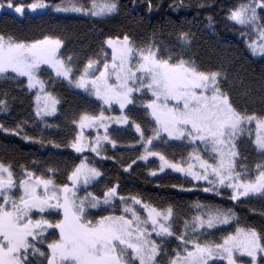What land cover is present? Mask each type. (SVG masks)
Listing matches in <instances>:
<instances>
[{"label":"snow or ice","instance_id":"snow-or-ice-1","mask_svg":"<svg viewBox=\"0 0 264 264\" xmlns=\"http://www.w3.org/2000/svg\"><path fill=\"white\" fill-rule=\"evenodd\" d=\"M5 7L20 15L25 12V5L14 4L12 0L0 3V9ZM47 7L44 0L27 5L32 11ZM118 9L117 0H91L87 8L76 3L55 6L56 11L98 17L112 15ZM261 12H264V0H242L229 11L228 19L251 29L255 39L250 37L248 47L253 54L264 55ZM181 39L183 45L191 44L188 33H182ZM63 43L53 36L27 42L0 34V78H27V87L37 89L38 117L54 115L59 103L46 92L39 77L41 65L50 66L58 78L84 89L108 107L115 103L123 110L134 104V94L151 93L144 107L156 125L152 134L145 136L141 125L133 122L144 148L140 159L158 156L159 171L171 168L196 181H206L210 187L204 188L205 192L217 190L219 194L220 187H227L232 191L233 201L256 195L264 197V163L257 164L255 174H251L239 165L237 147L242 137L251 138L254 131L252 143L264 155V113H248L234 104L222 87L221 82L226 80L222 70H202L180 54L165 58L155 43L138 46L129 35L123 34L110 36L104 42L111 50L110 58L108 53L101 52L102 59H88L79 75L74 76L72 58L59 55ZM10 73L14 76L10 77ZM0 111H7L5 100H0ZM109 121L128 124L129 117L105 116L104 111L98 115L83 113L75 121L79 131L70 147L81 154L90 150L96 156L101 154L102 142L115 147L116 141L107 134ZM100 127L104 128L103 136L91 140L84 135L86 128ZM0 129L9 131L2 124ZM13 131L20 135V131ZM161 133L193 145L187 162H171L162 153L152 151L153 141L160 139ZM24 139L32 138L24 136ZM197 146H202L203 154ZM21 171L22 176L17 179L12 166L0 162V264H33L30 256L41 258L42 264H210L213 261L237 264L238 255L250 257V264H257L258 258L264 262V243L255 228L236 227L219 242L201 239L210 230L236 220L232 209L196 204L199 214L185 221L183 230L177 234L172 206L160 209L137 195H120L118 184L107 187L101 195L87 191L102 175L88 163L87 157L68 175V183L57 184L52 169H48L47 176L37 175L24 166ZM151 175L155 176L156 172ZM82 188L84 194L80 195ZM117 202L122 206L120 215L90 218L91 210L114 212ZM50 216L60 218L49 219ZM173 238L178 246L169 253L167 242Z\"/></svg>","mask_w":264,"mask_h":264},{"label":"trees","instance_id":"trees-1","mask_svg":"<svg viewBox=\"0 0 264 264\" xmlns=\"http://www.w3.org/2000/svg\"><path fill=\"white\" fill-rule=\"evenodd\" d=\"M12 2L30 4L34 0ZM44 2L52 7L43 14L27 15L21 19L4 12L0 17V34L27 42L44 36L59 37L64 41L62 57L72 58V67L76 70L74 76L79 75L88 59H102L101 52L109 54L104 43L108 37L127 34L138 46L155 43L165 58L180 54L193 60L202 70H222L226 74L222 87L234 104L248 113H264V56H254L248 47L250 37L254 38L253 32L228 19L229 11L242 0H117L118 11L103 17L65 15L53 11L55 6L65 7L70 3L87 8L91 0ZM0 3H7V0H0ZM182 33L189 34L190 45H183ZM39 76L58 98L59 110L53 118L36 115L35 93L27 87L25 77L0 78V100L7 103V111H0V124L9 129L8 132L0 129V162L10 164L17 179L22 176L21 166H24L37 175L45 176L49 175L48 169H52L57 184L68 183V175L87 157L102 173L98 182L88 186L87 191L101 195L107 187L118 184L120 195H137L160 209L172 206L177 234L183 230L185 221H191L199 214L196 204L232 209L237 219L227 228H218L217 231L228 229L234 232L236 227H252L261 233L264 243V197L256 195L233 201L232 192L227 187H222L217 194L203 191L201 184L198 189H192L194 183L190 179L171 171L151 175L152 168H158L157 160L139 158L144 154V148L133 122L141 125L145 136L151 135L156 125L137 100L127 110L128 126L109 130L111 140L116 141L115 147L106 144L102 157L93 152H75L70 147L78 133L75 121L83 113L98 115L105 106L92 95L78 91L66 80L58 78L49 68L42 67ZM13 130L20 131V135H15ZM24 136L32 139L26 140ZM254 137L253 131L251 138L242 137L238 141L242 162L253 175L255 166L264 163V155L252 143ZM151 147L152 151L174 161L186 158L191 148L184 141H171L162 135L153 141ZM242 162L238 163L241 165ZM129 164L131 168H128ZM121 208L117 202L114 212L112 209L91 210L90 218L121 214ZM221 237L218 232L209 231L201 239L219 242ZM177 246L178 241L174 238L167 242L169 253ZM29 259L33 264H42L39 257L30 256ZM250 261L248 257L237 256L238 263L249 264ZM211 264L226 262L214 261ZM259 264L264 262L259 259Z\"/></svg>","mask_w":264,"mask_h":264},{"label":"rangeland","instance_id":"rangeland-1","mask_svg":"<svg viewBox=\"0 0 264 264\" xmlns=\"http://www.w3.org/2000/svg\"><path fill=\"white\" fill-rule=\"evenodd\" d=\"M46 4H48L49 5V7H47V8H41V9H37L36 11H32L31 9H29V8H27V5H29V4H23V5H25V12H24V14L23 15H20V14H18V13H16L15 11H14V9H12V8H7V7H5V8H3V9H0V17L2 16V14L4 13V12H7V13H12V14H14V15H16L17 17H19V18H21V19H23L24 17H27V15H32V16H34V15H38V14H43V13H46L52 6L50 5V3H48V2H45ZM31 4V3H30ZM61 7H63V6H61ZM53 11L55 12V13H58V14H65V15H78V16H89V15H85V14H83V13H77V12H63V11H56L55 10V7L53 8ZM258 12H259V9H258ZM262 13L263 12H261L260 13V15L262 16ZM90 16H92V15H90ZM251 30V29H250ZM252 31V30H251ZM254 34V33H253ZM253 39H255V35H254V38ZM250 42V41H249ZM106 48H107V50H108V52H109V55L111 54V50H110V48H108L107 47V45H106ZM62 49H63V46L61 47V49H60V52H59V55L61 56V58H63L62 57ZM251 51V50H250ZM251 53H252V51H251ZM253 54V53H252ZM254 56H264V55H259V54H253ZM42 67H46V68H49V69H51L50 68V66H48V65H41V68ZM101 67H102V64H101ZM52 70V69H51ZM53 72H54V70H52ZM55 73V72H54ZM98 74V73H97ZM40 77V76H39ZM26 78V77H25ZM27 79V78H26ZM41 79V78H40ZM46 86V85H45ZM76 88V87H75ZM78 91H81V92H84V93H88V94H90L89 92H87V91H85L84 89H80V88H76ZM32 91H34V93H35V97H36V94H37V89H31ZM46 92H49V93H51L52 94V96L53 97H55L57 100H58V98L52 93V91H49L48 89H47V87H46ZM90 95H92V94H90ZM96 100H98L94 95H92ZM140 97V98H136V97ZM144 97V98H143ZM151 97V93H148V92H144V93H136V94H134V96H133V100H134V104H130V105H128L126 108H124L123 110H121L120 108H119V105L118 104H115V103H113V105L111 106V107H108V106H106V105H103V106H105V110H104V114H105V116H110V117H116V116H120L121 114H124V115H128L127 114V110H128V108L131 106V105H135L136 104V100L137 101H139V103H138V105H140V106H142L143 108H145L144 107V104L147 102V100L149 99ZM99 101V100H98ZM101 102V101H100ZM35 103H36V100H35ZM102 103V102H101ZM58 110H59V103L57 104V111L55 112V114L54 115H49V116H44L43 118H47V117H52L53 118V116H55L57 113H58ZM129 117V116H128ZM129 121H130V119H129ZM129 123V122H128ZM126 126H128V124H118V123H116V122H114V121H109L108 122V130H107V134H108V136L110 137V132H109V130L110 129H112L113 127H120V128H125ZM76 129H78V131H79V128H78V124H77V128ZM105 134V131H104V128L103 127H100L99 129H97V128H86L85 130H84V135L86 136V137H88L89 139H91V140H94L95 139V137L97 136V135H100V136H103ZM161 135L162 136H164V137H166L167 139H169V140H171V141H180V142H186V143H188L190 146H191V148L187 151V157L186 158H182V161H174V160H171L169 157H167V156H165V157H167V159L169 160V161H171V162H176V163H181V162H187L188 161V158H189V154L193 151V145L192 144H190L187 140H176V139H172V138H168L167 137V134L166 133H161ZM110 140H111V138H110ZM108 143H110V142H107V141H105V142H102V144H101V154H100V156L102 157L103 156V153H102V150H103V148L105 147V145L106 144H108ZM111 144V143H110ZM197 147H200V149H201V152H202V154H203V149H202V146H197ZM237 147H238V143H237ZM238 150H239V148H238ZM75 151V150H74ZM85 152H91L90 150H86ZM240 152V151H239ZM205 158H207V156L205 155ZM154 159H156L157 160V166H158V168H152V170H151V173L153 172V171H155L156 172V175H160V174H162V173H164V172H167V171H171V172H174V173H177V174H180L181 176H184V177H186V178H188V179H190L193 183H194V185H193V187H192V189H198L199 188V186L198 185H203L202 186V189H204V188H208V187H210V185L206 182V181H196V180H194L192 177H190V176H186L184 173H181V172H177V171H175V170H173V169H171V168H165L164 169V171H159V168H160V164H161V161H160V159H159V157L158 156H149V158L146 160V161H154ZM239 162H242V154H241V152H240V160H239ZM88 163L90 164V165H92V166H94L90 161H88ZM240 165V164H239ZM241 165H243L244 167H247L245 164H243V162L241 163ZM95 167V166H94ZM97 168V167H96ZM98 169V168H97ZM238 170H239V168H238ZM101 172V171H100ZM101 178V176L98 178V180ZM98 180L97 181H95V182H98ZM95 182H93V184L95 183ZM90 186V185H89ZM220 189H222V187H220L219 189H218V192L220 191ZM231 190V189H230ZM209 192H215V193H217V190H213V191H209ZM232 192V191H231ZM80 195H83L84 194V190H83V188L81 189V191H80V193H79ZM249 197H251V196H249ZM243 198H247V197H241V199H243ZM96 210H99V209H96ZM138 210H140L139 208H138ZM94 211V210H93ZM141 211V215H144V213H143V211L142 210H140ZM91 213V212H90ZM115 215H120V214H115ZM98 218V217H97ZM49 219H59L58 218V216H56V217H49ZM226 226V228H227V225H220V226H218V228H223V227H225ZM217 228V229H218ZM217 229H213V230H210V231H215V232H218V234H220L221 236H224V235H227L228 233H230L229 232V230L228 229H226V230H221V231H217ZM50 231V230H49ZM231 232H233V231H231ZM153 238L155 239L156 237H155V235H153ZM157 242L159 243V240H157ZM239 256V255H238ZM241 257H247V256H241ZM248 258H250V257H248ZM251 259V258H250ZM214 262V261H213ZM226 262V261H225ZM212 262H210V264H211ZM237 264H248V263H245V262H241V263H238L237 262ZM250 264V263H249ZM257 264H259V258H258V261H257Z\"/></svg>","mask_w":264,"mask_h":264}]
</instances>
